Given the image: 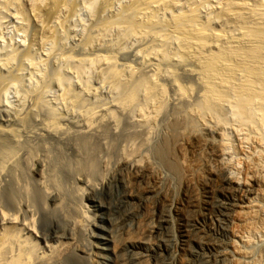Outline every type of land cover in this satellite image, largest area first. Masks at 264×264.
Listing matches in <instances>:
<instances>
[{
  "label": "rangeland",
  "instance_id": "obj_1",
  "mask_svg": "<svg viewBox=\"0 0 264 264\" xmlns=\"http://www.w3.org/2000/svg\"><path fill=\"white\" fill-rule=\"evenodd\" d=\"M18 1L0 0V210L18 219L34 263L155 264L149 255L165 250L156 264H264V237L249 245L236 237L257 184L248 198L237 189L219 165L218 137L185 113L201 90L194 63L162 58L160 28L137 35L114 24L131 0H93L91 10L74 0L75 14L61 10L54 22L56 43L20 13L31 0ZM224 1L203 3L202 16ZM193 2L177 0L173 11ZM207 14L215 30L223 27ZM107 59L125 81L154 78L165 87L149 127L139 122L141 96L132 107L118 105L124 90ZM231 130L235 159L239 137ZM256 204L264 208V199ZM10 226L0 212V229Z\"/></svg>",
  "mask_w": 264,
  "mask_h": 264
},
{
  "label": "bare ground",
  "instance_id": "obj_2",
  "mask_svg": "<svg viewBox=\"0 0 264 264\" xmlns=\"http://www.w3.org/2000/svg\"><path fill=\"white\" fill-rule=\"evenodd\" d=\"M8 1L17 3L18 0ZM86 1L87 9L91 10L93 0ZM115 1L106 2L110 5ZM207 1L194 0L193 6L184 7L181 9L182 12L179 8L175 13L173 10L177 8V0H131L130 4L124 6L112 20L121 29L137 35L160 28L164 36L159 47L162 58L165 60L173 58L177 62L191 60L194 63L195 69L191 72L198 77L201 90L198 102L185 113L195 119L199 127H211L212 132L218 137L216 152L219 165L237 189L244 192L248 198L257 184L246 210L238 219L239 230L236 234L243 244L249 245L254 239L264 237V211L263 207L256 204L258 200L264 199V3L225 0L220 2L221 4H213L209 14L223 25L215 30L209 20L210 17H206L207 13L204 16L201 14V5ZM76 4L74 0H31L26 13L19 7L20 13L24 14L27 21L42 26L45 35L47 34V40L53 43L57 42L59 25L56 26L55 20L58 21L59 12L68 10L75 14V8L78 7ZM158 11L168 12L169 18L163 20ZM42 15L46 17L45 20ZM24 26L25 23L23 24L25 30L27 26L26 28ZM172 41L177 44L175 48L170 46ZM112 61L107 59L104 64L108 67L107 71L113 75L110 74L117 87L124 90V94L118 98V105L122 108L132 107L141 96L144 104L140 111L137 110L142 116L141 120H138L141 121V125L149 127L162 110L165 87L154 78L132 83V80L127 81L128 79L130 81L129 75L125 81L124 74L114 69ZM174 84L178 94L182 97L188 95V88L176 81ZM65 96L72 95L69 93ZM71 99L76 101L78 98ZM53 116L55 115L51 117ZM95 116L96 112H93L91 119ZM52 120L50 118V122ZM227 127L229 130L232 128L239 137L237 146L239 157L235 159L231 158L233 154L229 148L231 144L226 139ZM251 180L254 181L251 183ZM28 192L26 189L21 194L25 197ZM40 202L41 197H38L35 204ZM4 210H0L2 220L13 226L0 229V264H35L33 260L37 254L34 245L21 238L20 229L15 227L19 225L18 219ZM13 211L15 212V209ZM122 251L123 249L118 247L113 252L115 255H122ZM166 254L167 251L159 250L151 253L149 258L156 264ZM249 264L257 263L251 261Z\"/></svg>",
  "mask_w": 264,
  "mask_h": 264
}]
</instances>
